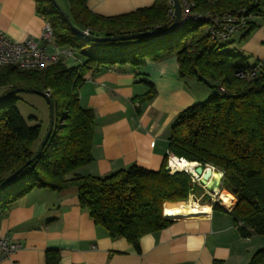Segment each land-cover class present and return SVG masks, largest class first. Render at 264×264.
I'll list each match as a JSON object with an SVG mask.
<instances>
[{
	"label": "trees",
	"instance_id": "16d2710c",
	"mask_svg": "<svg viewBox=\"0 0 264 264\" xmlns=\"http://www.w3.org/2000/svg\"><path fill=\"white\" fill-rule=\"evenodd\" d=\"M66 1L67 6L62 8L73 24L95 36L161 31L173 21L171 0H155L151 6L112 16L92 12L87 0ZM35 2L38 13L53 29L54 42L74 49V57L83 56L84 61L68 66L62 58L31 70L0 66V88L4 89L0 97L12 89L29 87L49 91L55 105L51 136L31 162L49 127L42 134L41 122L28 125L18 109L17 94L0 99V183L24 167L0 187V213L35 187L55 191L76 187L80 205L96 224L112 238L124 237L140 250L143 235L174 222L164 214L166 202L184 204L197 192L204 194L203 202H212L191 172L170 173L166 169L169 154L159 170L133 164L105 176L75 172L93 161L95 113L81 105L79 94L87 72L116 64L140 67L147 60L175 55L182 79L195 78L217 92L177 114L170 130L169 152L223 172L221 189L234 196L230 213L240 235H264V58L251 65L247 57L226 50L230 42L214 40L206 32L207 18L189 19L173 35L89 42L71 28L52 0ZM193 2L195 14L223 15L242 9L252 13L241 40L260 25L256 17H264L262 0ZM91 43H96L97 49L84 50ZM146 85L148 91L135 101L154 99L155 85ZM220 201L212 202L213 209L227 211ZM46 259L48 264H58L59 251L48 250ZM248 264H264V248L256 250Z\"/></svg>",
	"mask_w": 264,
	"mask_h": 264
},
{
	"label": "crops",
	"instance_id": "0c3cea01",
	"mask_svg": "<svg viewBox=\"0 0 264 264\" xmlns=\"http://www.w3.org/2000/svg\"><path fill=\"white\" fill-rule=\"evenodd\" d=\"M154 2L87 0V6L96 14L112 16ZM261 8L264 11V2ZM256 20L260 25L240 45L260 60L264 17ZM45 23L35 0H0V30L11 40L38 38ZM65 59L68 66L84 61L83 56ZM194 81L198 80L180 77L175 55L147 60L140 67L116 64L87 72L79 94L81 105L95 113L93 161L75 172L105 176L133 164L159 170L166 154H171L169 135L177 114L198 100ZM146 82L155 85L154 99L135 101L148 91ZM212 202H197L198 209H209L184 213L169 226L143 235L137 250L126 238H112L94 222L80 205L76 187L61 191L35 187L0 213V236L8 235L18 244L0 264H48V250L59 251L58 264H248L262 248L259 235L242 237L230 213L233 207L220 201L227 211L214 210Z\"/></svg>",
	"mask_w": 264,
	"mask_h": 264
},
{
	"label": "built area",
	"instance_id": "2783aa9c",
	"mask_svg": "<svg viewBox=\"0 0 264 264\" xmlns=\"http://www.w3.org/2000/svg\"><path fill=\"white\" fill-rule=\"evenodd\" d=\"M181 1L183 6V22L181 25L189 19L207 18L210 21L206 26V32L210 38L222 42L230 40L235 32L242 31L254 16L252 13L248 14L245 9L239 10L236 13L228 12L223 15L210 13L206 15L195 14L192 11L194 5L193 0ZM171 6L172 8L170 11L173 14L172 1ZM74 54V49L59 46L54 42L53 29L47 21L38 38L27 37L20 41L11 40L2 30H0V66L13 65L19 70L38 69L43 68L48 64L57 63L62 58H72L74 57ZM254 73L255 71L252 72V74ZM220 89L224 91L223 87H220ZM173 159L174 156L170 154L167 164L170 173L175 171V168L170 166ZM17 247L18 244L8 235L0 236V263L9 257Z\"/></svg>",
	"mask_w": 264,
	"mask_h": 264
},
{
	"label": "water",
	"instance_id": "95a60500",
	"mask_svg": "<svg viewBox=\"0 0 264 264\" xmlns=\"http://www.w3.org/2000/svg\"><path fill=\"white\" fill-rule=\"evenodd\" d=\"M54 4L63 12L64 15H66V12L62 8V6L58 3L57 0H52ZM173 3V21L172 23L165 28L164 30L161 31H156V30H148V31H141V32H133V33H128V34H118L114 36H95L92 35L89 31L83 30L76 25L73 24L71 19L66 15L67 20L71 26V28L84 40L89 41V42H103V41H117V40H124V39H131V38H140V37H159V36H164V35H173L176 31V29L181 25L183 22V6H182V1L181 0H171ZM22 91H28V92H34L37 94L42 95L48 102L49 108H50V124L47 133L45 134L44 138L42 139L35 155L33 158L30 160L35 161L37 157L42 153L49 137L51 136V133L54 128V123H55V105L53 102V99L50 95L49 91H40L35 88H29V87H18L15 89H12L10 92L7 94L3 95L0 97V99L6 97L7 95L11 94H17ZM196 166L194 167V170H190L191 172L200 182V184L206 188L208 192H215L216 188H219L220 190L222 187V181H223V172L218 171L214 166L212 165H205L203 166L201 163L196 162ZM24 169V167L19 168L16 170L14 173L10 174L3 182L0 183V187L8 184L11 182L17 175L21 173V171ZM166 169L169 170V166H166ZM217 170L220 175L213 180L212 183H209L211 175ZM177 171V170H175ZM187 171V170H186ZM219 200H221L219 198ZM222 201V200H221ZM173 218H178V217H173Z\"/></svg>",
	"mask_w": 264,
	"mask_h": 264
},
{
	"label": "rangeland",
	"instance_id": "374dc122",
	"mask_svg": "<svg viewBox=\"0 0 264 264\" xmlns=\"http://www.w3.org/2000/svg\"><path fill=\"white\" fill-rule=\"evenodd\" d=\"M57 1L64 8L67 6L66 0H57ZM263 2L264 0H262V3ZM242 33L243 30L235 32L232 38L227 41L230 43L226 45L225 49L230 52L240 53L241 55L247 57V61L249 64L256 65L259 61L258 58H255L254 56H251L248 52L243 51L240 45L242 43H245L247 39H249V37L252 35V33L248 38L241 40ZM93 46H98V45L96 43H91L87 45L84 50L87 49L91 50ZM193 90L194 93L197 94V99H198L197 102L206 100L217 92V89L209 87L201 81H194ZM17 97H18V102H17L18 109L21 115L23 116V118L27 121L28 125L32 126L38 122H41L42 134H44L50 124V108L47 100L40 94L34 92H28V91H22L17 93ZM59 115L58 117H60ZM58 119L61 120V117ZM208 194L210 195L211 199L220 198L217 196L218 193L216 192H211V193L209 192ZM203 198H204V194L197 192L196 195L193 194L190 197V199L186 202V204L188 202H198L199 204H201L203 202ZM175 205H182V204L180 203ZM257 238L260 244L262 245V248H264V235H259V237Z\"/></svg>",
	"mask_w": 264,
	"mask_h": 264
},
{
	"label": "bare ground",
	"instance_id": "6f19581e",
	"mask_svg": "<svg viewBox=\"0 0 264 264\" xmlns=\"http://www.w3.org/2000/svg\"><path fill=\"white\" fill-rule=\"evenodd\" d=\"M196 164H197L196 162L189 161L186 158H179L177 156H174V159L171 162L170 166H173L175 170L190 171V170H194ZM219 175L220 173L217 170H215V172L211 175L209 183H212L213 180H215V178ZM215 192L219 193V197L226 206L231 207L233 203V195L229 191L227 190L220 191L219 188H216ZM197 207H198L197 202H188L187 204H182V205L167 203L165 205V214L168 217H179L184 213H188V212L194 213L197 211L209 209L208 206L200 207L199 209Z\"/></svg>",
	"mask_w": 264,
	"mask_h": 264
}]
</instances>
